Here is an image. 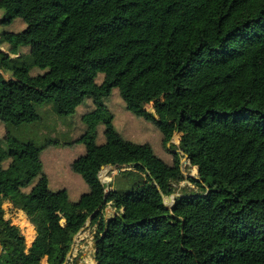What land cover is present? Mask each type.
<instances>
[{
	"label": "trees",
	"instance_id": "trees-1",
	"mask_svg": "<svg viewBox=\"0 0 264 264\" xmlns=\"http://www.w3.org/2000/svg\"><path fill=\"white\" fill-rule=\"evenodd\" d=\"M1 13L0 24L13 21L20 0H0ZM22 14L23 30L0 31V264H63L103 200L102 167L115 162L139 165L119 169L126 187L108 182L88 227L97 264H264V0H31ZM45 51L55 63L35 74ZM37 83L35 114L8 115L11 99ZM114 87L130 110L155 119L164 145L179 133L196 175L185 174L178 152L170 163L116 130L104 102ZM86 96L94 100L86 127L64 142L92 141L100 124L106 141L80 160L89 190L74 201L22 155L62 140L45 130L43 106L62 119ZM6 202L35 226L32 244L6 218Z\"/></svg>",
	"mask_w": 264,
	"mask_h": 264
},
{
	"label": "rangeland",
	"instance_id": "rangeland-1",
	"mask_svg": "<svg viewBox=\"0 0 264 264\" xmlns=\"http://www.w3.org/2000/svg\"><path fill=\"white\" fill-rule=\"evenodd\" d=\"M11 1L12 0H3V3L8 5ZM30 1L31 0H20L22 13L27 11L30 6ZM64 1L67 6L71 7L80 0ZM22 13L15 17L11 22L1 23L0 31L23 30L26 27V22ZM0 15L2 16V13ZM1 48L7 50L5 45ZM28 49L29 47L25 48V50ZM54 56L55 55L51 52H43L38 60V63L33 68V72L35 74L43 72L46 68L54 65ZM103 78L104 73L101 72L98 74L96 80L100 82ZM41 88L42 85L40 83L37 85V88L35 87L32 90V92L30 91L31 93L28 92L27 94L19 97L14 96V99H11V103L7 109V114L10 116H16V114H21L23 110L28 109V115H34L35 111L31 109L30 101L36 103L34 106L41 103ZM14 102L19 104L22 111L16 110ZM104 102L112 114V123L114 127L124 138L139 144H150L159 156L170 163L173 162V153L178 152L179 160L184 168L185 174L187 176L197 174L196 166L177 146L180 136L178 132H175L169 142L164 145L161 129L155 119L130 110L127 107V104L118 87L113 88L112 93L104 99ZM93 108V98L91 96H86L84 102L77 108L73 115L65 116L61 119L52 111L50 106H43L42 110H44V116L46 118L45 130H48V133H51L53 136H61L62 140L60 143L46 147L41 153H38L33 146H29L27 152L22 155L24 157L28 156L33 158L40 165L41 169L49 177L48 187L50 190L58 191L62 188H66L69 191L71 199L74 201H78L81 195L89 190V185L81 176L80 160L83 159L84 155L93 149L97 144H101L106 141L104 131L106 125L100 124L98 126L97 136L92 141H72L70 143L64 141L72 139L75 140L83 133L86 124L82 120V115ZM149 110L154 111L152 105L149 106ZM5 131V124L0 120V136H3ZM102 174L105 180L107 179V176L110 177L109 182L112 183V188L121 186L126 187L125 184L127 181L119 170H114L111 174H109V172L105 173L104 171ZM186 182L187 181L184 180L181 184ZM37 188L40 190V187H35V185H32L27 189L32 191V193H35ZM172 201L173 195L165 198V202L167 204H170ZM4 207L6 209V218H10L13 223L20 225L23 232L28 234L30 228L28 226L29 219L26 213L20 209L14 208L9 202H6ZM115 253H117V251H115ZM98 264L104 263L102 262Z\"/></svg>",
	"mask_w": 264,
	"mask_h": 264
},
{
	"label": "crops",
	"instance_id": "crops-1",
	"mask_svg": "<svg viewBox=\"0 0 264 264\" xmlns=\"http://www.w3.org/2000/svg\"><path fill=\"white\" fill-rule=\"evenodd\" d=\"M5 50V49H4ZM106 181L109 182L110 177H106ZM116 213L114 207L110 204L105 208V216L110 217ZM65 221V220H64ZM31 225V227H30ZM29 233L26 234L28 244H32V242L36 239V229L35 226L28 221ZM31 230V231H30ZM95 240L93 239V235L87 229L82 230L79 236L75 239L72 245V253L67 255L66 260L63 264H67L68 259L75 258L77 264H97L94 259V248H95Z\"/></svg>",
	"mask_w": 264,
	"mask_h": 264
},
{
	"label": "water",
	"instance_id": "water-1",
	"mask_svg": "<svg viewBox=\"0 0 264 264\" xmlns=\"http://www.w3.org/2000/svg\"><path fill=\"white\" fill-rule=\"evenodd\" d=\"M185 156H187V154H185ZM135 165H139V164H135V163H111L109 165H104L102 167V171L100 173V179H101V182L103 184V186L105 187V195L103 197V200L102 202L100 203V205L97 207L96 211L90 215V217L88 218V220L86 221V223L84 224V226L75 234L74 236V240L71 244V248H70V251L68 254H71L72 253V245L75 241V239L79 236V234L81 233L82 230H85L89 227V225L91 224V221L93 220V217L95 216V213L97 211H99V209L101 208L102 204L106 201V198H107V192H108V189H109V184L108 182L103 178V174L104 171L105 173H108L109 171H114V170H119V169H125L127 167H131V166H135ZM176 194L173 195V198H175ZM1 252H2V242H1V238H0V256H1Z\"/></svg>",
	"mask_w": 264,
	"mask_h": 264
}]
</instances>
